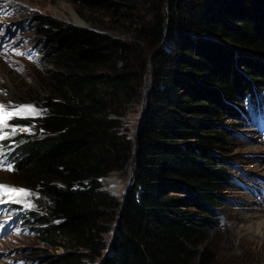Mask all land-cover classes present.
Instances as JSON below:
<instances>
[{
    "label": "trees",
    "instance_id": "trees-1",
    "mask_svg": "<svg viewBox=\"0 0 264 264\" xmlns=\"http://www.w3.org/2000/svg\"><path fill=\"white\" fill-rule=\"evenodd\" d=\"M71 1L92 28L118 32L41 17L43 111L13 118L34 134L2 142L3 161L44 197L19 213L63 250L41 264H213L202 227L237 181L220 155L235 132L220 119L259 108L264 0ZM112 172L129 178L119 197L99 190Z\"/></svg>",
    "mask_w": 264,
    "mask_h": 264
},
{
    "label": "rangeland",
    "instance_id": "rangeland-1",
    "mask_svg": "<svg viewBox=\"0 0 264 264\" xmlns=\"http://www.w3.org/2000/svg\"><path fill=\"white\" fill-rule=\"evenodd\" d=\"M76 8L71 0H0V105H4L7 111L31 105L38 115L42 113L38 98L46 94V89L38 49L49 39L51 29L40 26L39 21L41 17H48L75 24ZM97 28L101 32H118ZM166 42L165 39L163 45ZM258 100V109L246 105L243 121L236 123L220 119L221 124L235 132L227 146L229 151L220 152V155L229 160V171L237 181L221 192L226 200L219 206V222L209 226L203 224L202 227L206 234L203 245L212 251L213 264H264V216L254 204H263L264 198V90ZM38 115L13 116L7 121L8 127L0 129V135L8 134L0 140V185L28 193L14 198L0 195V264H41L43 257L63 252L61 248L41 242L19 214L21 209L40 210L38 201L44 197L22 184L2 159V142L12 136L13 128L15 133H35L33 125H17L13 118L31 119ZM137 121L136 114L128 116L126 124L130 136ZM104 178L114 180L113 195L118 197L129 179L127 174L119 172H112ZM101 182L105 187L104 181ZM28 204L31 207L26 206ZM103 236L108 243L112 237L111 229ZM201 248L199 245L198 251Z\"/></svg>",
    "mask_w": 264,
    "mask_h": 264
},
{
    "label": "snow or ice",
    "instance_id": "snow-or-ice-1",
    "mask_svg": "<svg viewBox=\"0 0 264 264\" xmlns=\"http://www.w3.org/2000/svg\"><path fill=\"white\" fill-rule=\"evenodd\" d=\"M38 111L31 105L26 106H20L12 111H7L4 105H0V129L7 128L8 124L7 121L10 120L13 116H19V115H38ZM25 131H28V129H24ZM16 129L13 128L12 132L15 133ZM7 133H4L0 135V140L4 139L5 136H7ZM8 170H11L10 168ZM0 195L8 196L9 198H14L17 196H27L28 193L24 190H18L15 188H9L4 185H0ZM28 207H31V204L26 205Z\"/></svg>",
    "mask_w": 264,
    "mask_h": 264
},
{
    "label": "water",
    "instance_id": "water-1",
    "mask_svg": "<svg viewBox=\"0 0 264 264\" xmlns=\"http://www.w3.org/2000/svg\"><path fill=\"white\" fill-rule=\"evenodd\" d=\"M75 17H76V23L74 24V25H77V26H79V27H83V28H86V29H90V30H93V31H98V32H100L99 30H97V29H95V28H92L89 24H87L83 19H81L78 15H76L75 14ZM104 179V177L103 178H101L100 180L102 181ZM101 184H103L102 182H101ZM99 190L100 191H104V192H108V193H110V194H112L113 195V190H110V189H106L105 187H103V186H100V188H99ZM125 190H123V192H124ZM117 221L113 224V227H112V229H111V234H112V237H111V239L114 237V235H115V230H116V227H117ZM109 249H110V246H108V248H107V250L105 251V253H104V257L108 254V252H109Z\"/></svg>",
    "mask_w": 264,
    "mask_h": 264
},
{
    "label": "bare ground",
    "instance_id": "bare-ground-1",
    "mask_svg": "<svg viewBox=\"0 0 264 264\" xmlns=\"http://www.w3.org/2000/svg\"><path fill=\"white\" fill-rule=\"evenodd\" d=\"M102 181H104V186L106 189H111V190H114L115 189V183H114V180H106V178H104ZM263 201V204H260V203H254L255 206L258 207V211L261 212V214L264 216V198L262 199ZM261 202V201H260ZM257 223V222H256Z\"/></svg>",
    "mask_w": 264,
    "mask_h": 264
},
{
    "label": "clouds",
    "instance_id": "clouds-1",
    "mask_svg": "<svg viewBox=\"0 0 264 264\" xmlns=\"http://www.w3.org/2000/svg\"><path fill=\"white\" fill-rule=\"evenodd\" d=\"M19 212V211H18ZM20 214V213H19Z\"/></svg>",
    "mask_w": 264,
    "mask_h": 264
}]
</instances>
